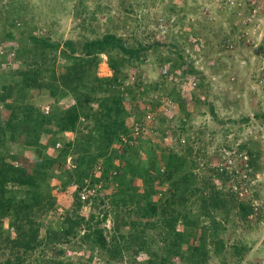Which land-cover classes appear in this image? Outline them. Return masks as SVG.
I'll use <instances>...</instances> for the list:
<instances>
[{
    "label": "trees",
    "instance_id": "1",
    "mask_svg": "<svg viewBox=\"0 0 264 264\" xmlns=\"http://www.w3.org/2000/svg\"><path fill=\"white\" fill-rule=\"evenodd\" d=\"M132 2L139 6L150 2L149 5L154 7L157 0H119V5L127 6L126 9L133 12ZM184 3L180 7L172 0L165 5L162 16L155 18V24L160 26L165 21L172 26L170 30H174L179 23L182 27L189 12L195 15L204 12L198 0H194L193 7H189L186 0ZM262 4L264 0H223L211 12L213 15L205 12L197 17V22L211 30L218 19L214 20V14L219 18L229 16L230 34H234L236 30H241L235 17L238 14L243 16V26L251 27L256 18L251 16L260 12L258 8ZM6 7L7 11L0 13L3 15L0 21L4 29L0 41L17 43L12 63L28 69L22 76L11 73L0 75V104L7 110L5 118L0 117V262L26 264L41 246L45 247L41 252L42 259L36 264H63L59 258H64L67 252L59 245L71 242L81 232L79 249L91 254L101 253L110 264L122 261L131 249L136 248V253L148 251L147 230L158 231L165 255H151L144 264H205L212 245L214 253L224 251L226 243L223 234L232 216L246 221L252 208L248 203L239 201L231 189L218 187L211 178L199 180L193 170L197 163L189 152L190 148L180 146L169 149L166 154L159 153L151 140L145 145L126 146L113 152V146L123 142L124 137L128 141L134 140V128L129 127L127 122L130 111L126 100L134 103L145 93L140 83L125 85L122 93L116 92V87L125 84V71L129 66L142 64L148 51H160L165 43L155 39L150 44L138 41L128 46L123 37L107 32L98 38H86L80 47L72 40L62 44L52 41L49 36L31 34V20L27 18L28 13L23 14L21 5L10 3ZM244 14L249 19H245ZM173 18L175 20L171 23ZM18 20L20 27L16 26ZM193 27L188 22L186 30L190 32L184 31L185 35H181V38L189 47H199L200 32L194 31ZM195 38L197 40L193 42ZM176 40L175 36L170 40L171 48L161 64L171 62L173 69L179 66L181 69L185 67L187 73H198L193 61L185 54V47H181ZM234 41L238 42L237 39ZM244 41L240 39V45H245ZM258 49L264 62V37ZM57 53L66 61V65L56 64ZM102 55L108 57L113 71L110 77L98 75L97 67ZM6 60V55L0 56V67L10 68ZM259 74L257 81L263 80L264 85V67ZM39 76L42 80L37 78ZM31 90H47L56 102L66 98L73 102L66 108L50 106L49 112L45 113L34 104L14 101L15 94L25 95ZM124 93L126 96H123ZM185 104L180 101L181 111L186 116ZM210 110L215 114L213 106ZM258 117L264 123V114ZM182 130H185L184 126ZM44 134L51 135L46 145L42 143ZM164 134L165 131L162 138ZM21 138H24L23 142H20ZM58 142L61 148H56ZM246 149L245 145L240 147L241 151ZM24 150L31 152L34 159L30 169L18 164ZM54 151L55 154L52 153ZM142 151L147 156L145 162L140 159ZM247 153L249 170L252 173L258 171L257 158L251 151ZM69 158L70 166L67 163ZM96 171L100 176L92 178L93 182L100 181L105 192L112 185L117 189L108 202L106 196L94 204L89 219H85L79 214L82 204L78 190L83 181ZM226 171L218 175L225 182L233 177L232 171ZM53 180L59 183L55 188L60 187L63 191L74 184L79 186L78 190H73L77 206L73 211L58 216L54 227H49L46 232V242H42L40 232L43 223L40 218L47 217L56 206ZM137 204L143 205L146 216L151 214L155 219H134L132 230L135 234L125 236L120 232L121 226L129 225L124 211L128 209L127 215L132 218L135 212L133 207ZM96 209L101 213L105 210L103 218L94 213ZM109 211L114 215L111 238H107L101 226ZM6 224L15 233L9 245L3 241ZM139 231L143 233L140 237L137 235ZM118 233L123 236L117 238ZM197 236V244L192 246V238ZM184 243L191 247L190 254L185 255L181 250ZM235 248L238 249L237 246ZM242 251H245L244 247L238 250L239 253Z\"/></svg>",
    "mask_w": 264,
    "mask_h": 264
},
{
    "label": "rangeland",
    "instance_id": "2",
    "mask_svg": "<svg viewBox=\"0 0 264 264\" xmlns=\"http://www.w3.org/2000/svg\"><path fill=\"white\" fill-rule=\"evenodd\" d=\"M171 1L157 0L154 7L149 5L150 2H146L144 6L132 2L133 12H129L127 6L119 5V0H0V13L7 11V4L21 5L24 9L23 14L28 13L27 18L31 20V34L49 36L52 41L62 44L72 40L78 47L86 38H98L107 32L123 37L128 46L138 41L150 44L155 39L165 43L164 49L160 51H148L142 64L129 66L125 71L127 76L125 84L116 87V92L122 93L125 85L142 84L145 90L143 96L134 103L126 100V106L130 111L127 122L129 127L133 128L139 122L144 123L146 131L141 140L138 139L132 144L124 137L123 140L127 142L114 145L113 152H118L126 146L145 145V142L151 140L159 153L166 154L169 149L174 147L178 149L180 146L190 148L189 152L197 163L193 170L199 180L211 178L218 187L231 189L237 194L239 201L248 203L252 208L246 221L232 216L227 231L223 234L225 250L216 254L212 245L205 264H264V123L263 119L258 117L264 114V85L263 80L257 81L259 71L264 67V62L261 61L263 57L259 56L258 51L264 37V4L258 8L260 12L257 15L251 16L256 17L251 27L243 26L245 22L241 21L244 17L238 14L235 20L239 22L241 30L230 34L229 16L219 18L214 14V20L218 19L211 30L205 29L197 22V17L203 16L205 12L211 16L214 8L223 0H198L204 12L199 15L189 12L182 27L178 22L180 25L175 26L174 30H170L172 26L165 21H160V26L156 25L155 18L162 16L163 7ZM174 1L180 7L185 4V0ZM186 1L189 7L194 6V0ZM1 14L0 18L3 17ZM244 16L246 19L245 14ZM174 20L173 18L170 22L173 23ZM188 22L193 24L194 31L200 32L199 47L208 46L206 49L201 50L195 45L189 47L184 38H181V35H185L184 31L190 32L186 30ZM124 25L128 30L124 29ZM2 26L0 21V40L4 36ZM16 26L20 27L19 20ZM168 34L170 37H167ZM174 36L176 42L185 47V54L193 61L198 73H187L185 67L181 69L179 66L173 69L170 67L171 62L161 64V60L166 58V52L171 48L169 42L171 43L170 40ZM236 39L238 42L234 41ZM240 39H245V45H240ZM196 40L193 39V42ZM17 45L15 42L0 43V56L6 55V64L10 66L8 69L0 67L1 76L10 73L22 76L28 69L24 65L18 67L12 63L13 50ZM57 56V65L67 64L59 53ZM97 72L102 77L113 75L106 55L101 56ZM37 78L42 80L40 76ZM123 96H126L125 93ZM13 99L15 102L34 104L40 109L55 105L66 108L73 102L70 98L56 102L47 90L40 92L31 90L25 95L17 93ZM180 101L186 103V116L181 111ZM211 106L215 108L216 115L211 113ZM94 107L96 108V105ZM4 115H7V110L0 104V117ZM50 137L51 135L44 134L42 143L46 145ZM23 140L24 138H21L20 142ZM243 145L246 146V151L240 150ZM13 146L15 150V145ZM16 148L18 149L17 146ZM248 151H251L258 160V171L253 173L247 166L248 161L244 159L245 156H249ZM52 153L55 154V151ZM140 159L142 162L147 160L144 151ZM19 161L18 164L30 169L34 162L32 153L21 151ZM224 170H227L226 173L233 172L232 180L225 182L218 177ZM57 184H59L57 180H53L55 209L51 210L47 217L40 218V222L43 223L40 232L42 242H46V232L49 227H54L58 216L73 211L77 206L73 186L63 191L55 188ZM115 189L116 186L112 185L106 191L107 202ZM133 208L135 212L132 218L127 215L128 209L124 211L129 225L121 226L120 232L125 236L135 234L132 230L134 219L141 218L143 221L155 219L151 214L145 215L142 204H137ZM90 213L84 215L79 210L80 216L85 219H89ZM94 213L103 218L106 212L104 210L101 213L96 209ZM113 220L114 215L109 211L106 220L101 224L107 238L113 235ZM14 234L12 227L6 224L3 231L5 245L10 244ZM81 234L82 232L77 238L71 239V242L59 245V248H64L67 252L66 256L59 260L63 264H110L108 258L101 253L91 254L85 249H79L78 240ZM142 234L141 231L137 233L139 237ZM117 235V238L123 236L119 233ZM145 236L149 240L148 251L136 253L134 251L136 248L131 249L122 261H114L113 264H135L133 262L144 264L151 255H165L157 230H147ZM198 237L192 238V246L197 244ZM235 246L238 247L237 250ZM243 247L245 251L239 253L238 250ZM44 248L40 246L30 258L28 257L26 264L39 262ZM190 248L187 243L181 245L185 255L191 253Z\"/></svg>",
    "mask_w": 264,
    "mask_h": 264
},
{
    "label": "built area",
    "instance_id": "3",
    "mask_svg": "<svg viewBox=\"0 0 264 264\" xmlns=\"http://www.w3.org/2000/svg\"><path fill=\"white\" fill-rule=\"evenodd\" d=\"M49 107L50 106H46L42 108L43 112L48 113L50 110ZM145 131H146V126L144 123L137 124L134 127V133H133L134 140L129 142L132 144L135 140H138L141 137H143ZM124 142H127V140H125ZM61 147H62L61 143L58 142L56 148H61ZM244 159L247 160V157L245 156ZM67 163L69 166L71 165L70 158L68 159ZM99 176L100 175L98 171L92 173V176L90 178H87L83 181V185L80 190H78L79 186H77V184L73 185L74 191L78 190V196L82 204L81 213H83L84 215L89 214L91 212L92 206L96 203H99L100 200L106 197L107 192L104 191L103 184L100 181L96 183L92 181V178H98ZM57 189L60 190V187H57Z\"/></svg>",
    "mask_w": 264,
    "mask_h": 264
}]
</instances>
